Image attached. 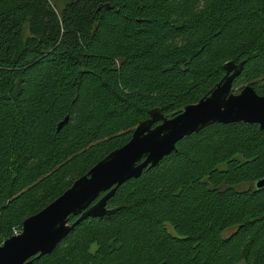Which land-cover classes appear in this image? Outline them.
I'll list each match as a JSON object with an SVG mask.
<instances>
[{"label":"trees","instance_id":"1","mask_svg":"<svg viewBox=\"0 0 264 264\" xmlns=\"http://www.w3.org/2000/svg\"><path fill=\"white\" fill-rule=\"evenodd\" d=\"M227 62L264 96V0H0V244ZM262 179L264 130L212 124L33 264H264Z\"/></svg>","mask_w":264,"mask_h":264},{"label":"water","instance_id":"2","mask_svg":"<svg viewBox=\"0 0 264 264\" xmlns=\"http://www.w3.org/2000/svg\"><path fill=\"white\" fill-rule=\"evenodd\" d=\"M242 69L243 63L227 62L223 78L197 103L185 106L174 117L151 111L126 144L109 153L41 211L25 219L20 232L0 244V264H33L34 259L50 255L82 220L113 214L107 202L118 188L175 152L176 142L184 135L198 133L212 124L235 122L258 125L264 130V96L257 95L249 85L237 93L232 90ZM67 121L66 117L57 130ZM254 187H264V179L254 183ZM101 193L104 195L100 197ZM71 215L80 216L69 223Z\"/></svg>","mask_w":264,"mask_h":264},{"label":"bare ground","instance_id":"3","mask_svg":"<svg viewBox=\"0 0 264 264\" xmlns=\"http://www.w3.org/2000/svg\"><path fill=\"white\" fill-rule=\"evenodd\" d=\"M232 88H233V87H232ZM235 123H240V122H235ZM158 124H160V122H159ZM209 126H210V125H209ZM207 127H208V126H207ZM199 132H200V131H199ZM193 134H196V132L191 133L190 135H184V137H183L181 140H179L178 142H176V144H175V146H176V151H177V144H178L179 142H181L183 139H185L186 137H190V136H192ZM176 151H175V152H176ZM172 153H174V152H172ZM172 153H171V154H172ZM171 154H170V155H171ZM168 156H169V155H167V156H165V157H168ZM165 157H164V158H165ZM164 158H163V159H164ZM163 159H162V160H163ZM162 160H161V161H162ZM158 164H159V163H158ZM158 164H157V165H158ZM157 165H156V166H157ZM142 173H143V172H142ZM141 175H142V174H141ZM140 177H141V176H140ZM140 177H138V178H140ZM138 178H137V179H138ZM71 216H73V215H71ZM71 216H69V217H71ZM79 216H80V215H79ZM79 216H78V217H79ZM86 219H87V218H86ZM84 220H85V219H84ZM82 221H83V220H82ZM69 223H70V221H69Z\"/></svg>","mask_w":264,"mask_h":264},{"label":"rangeland","instance_id":"4","mask_svg":"<svg viewBox=\"0 0 264 264\" xmlns=\"http://www.w3.org/2000/svg\"><path fill=\"white\" fill-rule=\"evenodd\" d=\"M58 8H59V7H58ZM59 9H60V8H59ZM59 9H58V10H59ZM244 87H245V86H244ZM242 88H243V87H242ZM242 88H241V89H242ZM93 250H95V246H92L91 251H93ZM238 264H245V263L240 262V263H238Z\"/></svg>","mask_w":264,"mask_h":264},{"label":"built area","instance_id":"5","mask_svg":"<svg viewBox=\"0 0 264 264\" xmlns=\"http://www.w3.org/2000/svg\"><path fill=\"white\" fill-rule=\"evenodd\" d=\"M18 233H19L18 231H15V232H14V235H16V234H18Z\"/></svg>","mask_w":264,"mask_h":264},{"label":"flooded vegetation","instance_id":"6","mask_svg":"<svg viewBox=\"0 0 264 264\" xmlns=\"http://www.w3.org/2000/svg\"><path fill=\"white\" fill-rule=\"evenodd\" d=\"M239 91H240V90H239ZM239 91H238V92H239Z\"/></svg>","mask_w":264,"mask_h":264}]
</instances>
